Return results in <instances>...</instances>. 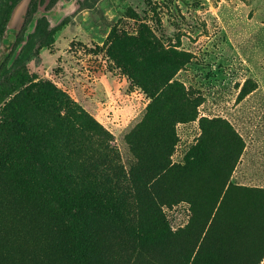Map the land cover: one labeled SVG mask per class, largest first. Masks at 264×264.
<instances>
[{"label":"rangeland","instance_id":"rangeland-1","mask_svg":"<svg viewBox=\"0 0 264 264\" xmlns=\"http://www.w3.org/2000/svg\"><path fill=\"white\" fill-rule=\"evenodd\" d=\"M60 15L70 19L36 46L20 88L0 89V116L22 110L20 136L0 132V232L56 194L46 176L96 177V125L134 181L161 175L130 207L143 230L166 227L173 243L147 246L162 264H264V0H96ZM107 230L102 253H129ZM8 239L1 260L21 264L23 240Z\"/></svg>","mask_w":264,"mask_h":264},{"label":"trees","instance_id":"trees-1","mask_svg":"<svg viewBox=\"0 0 264 264\" xmlns=\"http://www.w3.org/2000/svg\"><path fill=\"white\" fill-rule=\"evenodd\" d=\"M9 1L12 5L17 0H0V39L11 9ZM28 1L29 6H32L26 18L28 30L21 32L12 49L0 50V89L8 93L20 88L21 69L35 53L36 46L50 45L53 31L70 19L60 14H44L38 18L34 31L30 32L32 20L35 18L32 15L35 3ZM95 1L77 0L74 11L89 8ZM25 36L26 43L18 47V42ZM18 48L20 51L15 57ZM37 91L41 103L49 100L50 90L47 87L40 86ZM182 92L187 96V91L183 89ZM21 111L20 104L15 102L9 103L2 111L0 132H4L5 137H14L15 140V136H20ZM91 124L95 125L93 122ZM95 128L99 130L102 152L96 177L86 175L73 179L65 174L46 176L52 184H62L56 187V194H49L46 204L25 207L20 211V231L16 230L13 235H9L8 228L11 226H7L6 233L9 237L5 232H0V249H8V238L20 237L23 240L16 257L21 264H162L158 256L148 251L147 246L167 244L168 241L172 244L166 227L160 221L158 226L143 230L142 214L134 213L130 207L132 201L148 200L153 183L159 181L161 175H146L134 181L132 173L136 166L120 163V157L112 144L113 137L104 128L96 125ZM7 144V151L13 152L14 144L10 140ZM6 157L8 161H12L10 155ZM86 159L87 163H93V157ZM164 170L162 168L165 173ZM222 188L225 191L234 188L229 182L228 174L223 178ZM55 199L59 202L55 203ZM104 228H108V235L112 236L108 243L111 247H116L118 239L125 245H132L130 252L102 253L100 236ZM36 241L41 243L40 248L35 249ZM186 261V257H183L179 264ZM0 262L15 264V259L5 263L0 258Z\"/></svg>","mask_w":264,"mask_h":264},{"label":"water","instance_id":"water-1","mask_svg":"<svg viewBox=\"0 0 264 264\" xmlns=\"http://www.w3.org/2000/svg\"><path fill=\"white\" fill-rule=\"evenodd\" d=\"M28 5L23 1H18L11 10V13L4 26L2 36L0 39V50L12 49L18 33L24 23ZM43 8V7H42ZM40 11L39 13H41ZM37 19L34 20L33 26H35ZM27 39L20 41V45H24ZM19 50L15 52V57L18 55Z\"/></svg>","mask_w":264,"mask_h":264},{"label":"flooded vegetation","instance_id":"flooded-vegetation-1","mask_svg":"<svg viewBox=\"0 0 264 264\" xmlns=\"http://www.w3.org/2000/svg\"><path fill=\"white\" fill-rule=\"evenodd\" d=\"M20 0H17L14 4L11 5V1H9V4L11 5V9H10V12H9V15L11 13V10L12 8L14 7V5ZM27 5V11H26V16H25V19H24V23L18 33V36H17V39L19 37V35H21V32H26L28 30V20L26 19L27 18V14L30 13V10L32 8V6H29V1L28 0H23ZM35 5V9H34V12L32 13L33 16H35V18H33L32 20V24L30 26V32H33L34 29H35V26L37 24V21H36V24L35 26H33V22L35 19L38 20V18H40L42 15L46 14V15H56V14H60L62 8H64V6H69L71 3H72V7H73V10H74V4L77 0H32ZM43 7V8H42ZM40 11H42L41 13H39ZM9 17V16H8ZM8 19V18H7ZM7 21V20H6ZM6 24V23H5ZM16 39V41H17ZM24 39H27V36H25ZM23 40V39H22ZM20 40V41H22ZM16 41L13 45V47L16 45ZM20 41L18 42V47H21L20 45ZM27 41V40H26ZM23 46V45H22ZM12 47V48H13ZM17 47V46H16ZM17 50L20 51V49L18 48ZM16 50V51H17Z\"/></svg>","mask_w":264,"mask_h":264}]
</instances>
